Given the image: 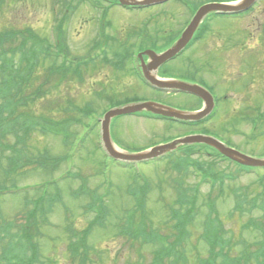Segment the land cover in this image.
<instances>
[{
    "label": "rangeland",
    "instance_id": "1",
    "mask_svg": "<svg viewBox=\"0 0 264 264\" xmlns=\"http://www.w3.org/2000/svg\"><path fill=\"white\" fill-rule=\"evenodd\" d=\"M190 1L184 2L185 7L169 2L161 7L143 9H126L119 4H113L103 27L100 21L102 9L94 8L89 0H77L73 3L75 9L68 11L64 23L66 35L63 37L64 32L61 31V44L67 45L70 55L87 57L100 53L93 45L97 41L103 42L104 35H108L114 41H108L104 50L107 58L114 59V51L130 46L135 38L134 32L144 26L143 30L148 34L143 45L160 52L174 45L183 33V27L194 7L207 0ZM52 4L53 0L0 2V32L14 27L20 31H30L24 33L25 36L31 32L36 33L41 44L47 40L54 45ZM110 4L104 2L106 7ZM159 12L161 14L150 24H141ZM226 17L209 15L204 20L207 25L210 23L211 27L206 37L162 65L156 72L161 79L197 84L204 79V85L218 98L214 119L200 127L188 128L168 119L157 120L136 114L119 116L112 119L110 131L120 150L129 148L135 153L139 149L145 150L171 143L176 137L201 133L203 128H207L212 131L210 135L222 139V142L231 147L257 158L264 157V120H258L257 126H253L250 121L257 110L264 111V36L260 35V26L264 21V3L249 15L248 20L235 21L237 18L230 20ZM249 29L256 31L257 36H252ZM136 42L137 40L134 41ZM11 45L18 46V40ZM15 53L20 56L19 51ZM98 58L97 64L86 72L83 80L70 76H51L48 67L52 59L36 66L33 74L35 77L30 81V85H33L37 78L38 82L47 83L41 97L32 101L29 105L31 107H27L30 111L28 114L59 122L69 120L73 122L70 128L81 135L85 128L78 124L76 118L79 115L74 111L75 105L83 106L89 103L99 113L106 109L108 104H122L126 100L153 101L190 113L201 107V100L193 94L165 93L153 89L140 77L136 78L132 74L129 64L119 70L112 64L102 63L101 55ZM21 111L27 113L22 109ZM51 120L48 121L52 122ZM83 121L86 123L89 120L84 118ZM99 128L97 125V132ZM96 131L89 134L80 148L75 149L71 160L65 163L61 161L60 156L65 154L68 146L64 145L62 138L41 133L35 128L25 137V143L20 145L24 161L19 165L18 172L7 174L9 163L6 157L1 160L0 186L12 187L14 183L17 186H28L18 194L2 196L1 207L7 220L17 221L19 226L26 223L28 228L31 227L32 235L27 243L36 253L34 264H76L70 256L68 243L78 238L71 236V233L77 230L76 234L82 238L83 232L88 228L86 242L82 243L80 258L77 261L81 264H162L161 258L156 257L157 245L145 240L141 222L142 227L148 231L157 229L164 234L171 233L172 227L177 223L172 213L178 212L181 215L183 208L190 207H183V203L188 199L190 192L196 189L193 187L203 183L195 167L197 161L206 166L205 170L210 168L221 174L233 172L234 178L228 174L223 175L221 180L228 182L225 193L215 189L211 199V184L204 183L198 192L197 208L193 207L192 213H202L203 218L207 211V198L209 202H216L221 213L224 236L232 239L231 234H234L235 243L234 248L230 250L231 254L238 255L246 247H254L255 236L243 225L246 226L250 215L256 218L258 216L248 210L246 214L240 215L235 213L233 208L237 194L264 193V184L258 186L257 183L259 175L264 176L263 168H245L240 171L236 162L209 157L207 152L213 151L212 148L196 153V148H201L196 144L191 145L195 154L189 157L192 161L189 170L184 159H176L179 154L182 155L181 151L168 156L166 161L151 160L139 162L136 166H121L108 160L102 151H98ZM98 136L100 137V131ZM175 164H178V171L174 168ZM70 170L72 175H66ZM186 171L189 173L186 174ZM49 181L56 182L47 188L49 195L55 193L57 188L62 194V201H57L51 207L46 205L45 216L39 212L38 220L33 224V220L27 219L24 212L25 209L33 208L34 203L25 208L24 200L37 198L44 190L39 187L45 186ZM84 185L89 191L97 192L100 197H107L104 221L101 219L95 222L96 213L88 209V205L93 201L90 193L84 192L87 195H81L79 199L73 198V192ZM142 188L148 193L145 200L143 201L144 192L134 199L133 195L136 191H142ZM233 188L239 189L233 193ZM128 190L131 193H128ZM178 197L180 199H177ZM136 203L140 205L136 206ZM145 206L147 212L142 214ZM131 211L136 220L131 218ZM201 226L202 221H199L192 228L191 237L185 240V247H181L189 256L188 264H198V255L205 257L210 250V246L201 238ZM161 237L157 236L154 240L158 241ZM1 245L3 242H0V250ZM8 263L4 258L0 260V264Z\"/></svg>",
    "mask_w": 264,
    "mask_h": 264
},
{
    "label": "trees",
    "instance_id": "2",
    "mask_svg": "<svg viewBox=\"0 0 264 264\" xmlns=\"http://www.w3.org/2000/svg\"><path fill=\"white\" fill-rule=\"evenodd\" d=\"M2 31L3 32H0V164L1 152L3 155H5V152L8 150L16 151L17 141L14 142L12 140L19 138V140H21L20 145L24 144L26 141L25 137L30 135L32 129L35 128L34 126H36L37 123L41 122L43 123V126L52 125L50 130L55 131H59L64 127V122L45 119L44 117H37L36 115H29L28 113L30 111L27 109V107H31L29 106L30 103H33L32 101H35L39 97H41L40 95L43 94L42 92L44 91L45 85L47 83H44L42 81L38 82L37 80L39 78H37L35 81H33V83H35L33 85H30V81L35 77L33 76L35 67L38 65L40 66L42 63H47L49 59L55 60V56H51L50 54V52H52L53 50L66 51L68 49L66 44H61V42H63L61 38L66 35L64 30V23L62 22L58 24V34L56 39L57 43H54V45L47 40L43 42V44H41L38 35L34 32H31L30 35L25 36L23 34L29 33L30 31H20L19 29H16L14 27H9ZM61 31H63L64 33ZM61 33H63V37ZM16 40H18V46L13 47V45L11 44L13 42L15 43ZM15 51H19L20 56H18V53H15ZM72 66L73 65H69L66 62L62 63L61 66H49L48 73L51 76H55L57 78L68 76L75 78L77 76L79 79H82L83 71L84 74L88 71L78 70ZM21 109L27 111V113L22 112ZM48 120H51L52 122ZM44 128L45 127H43V129ZM19 152V156H21V148L19 149ZM6 157L10 166L7 171L9 172L15 169V167L18 165V162L16 161L15 156L6 155ZM17 159L22 161L19 157H17ZM209 169L210 168L206 169L207 173H209ZM9 190L10 186H0V208L2 195ZM236 197L237 207L240 205V203L255 202V200L258 198H261L264 202V193H257V197L247 194H237ZM197 198V192H195L186 200L183 207L187 205H189L190 207L183 208L181 215L178 214V212L172 213L173 217L177 220V237L180 234L181 237L183 236V239L189 238L190 231L187 232V223L189 221L188 215L192 213L193 207L195 209L197 208ZM43 210H45V207L40 202L34 209L29 212V217H35L38 211ZM194 217L195 215H193L191 218ZM206 227L221 239L217 240L210 237V256L213 261H209V259H206L204 261V264H264L263 228L256 227L254 231H251L255 236V240L259 238L257 232L263 233L260 239L253 243V248L246 247V249L240 252L238 255H232L230 250L234 248V234H231L232 239L225 237L223 224H221L219 220L208 219ZM2 228L6 227H4L3 225ZM88 230L89 228L83 232L84 236L81 238L82 242L86 241V234ZM31 235V230H29L28 227L22 226L14 236L18 237V241L22 245V242H27ZM180 241L181 240H179L176 245H172L166 248V251L168 253L167 257L171 262L170 264H178L179 260L181 259L180 253L175 252V250H180ZM246 245L248 246L249 243H247ZM27 247L29 246L27 245ZM70 248L73 249L72 251H74L76 254L80 251L78 245H73ZM22 250L24 255L19 259L20 264H31L32 260L26 255V249ZM11 253L12 250L10 248L6 249L4 251V255L0 253V260H2L3 258L6 260L4 256L8 257V255H10ZM79 256L80 252L79 255L74 259L76 264H81V262H77L79 261ZM88 257L89 256H87V258ZM219 258L221 259V263L218 262Z\"/></svg>",
    "mask_w": 264,
    "mask_h": 264
},
{
    "label": "water",
    "instance_id": "3",
    "mask_svg": "<svg viewBox=\"0 0 264 264\" xmlns=\"http://www.w3.org/2000/svg\"><path fill=\"white\" fill-rule=\"evenodd\" d=\"M124 3H132V4H154V3H159L163 2L166 0H121ZM252 2V0H246L244 3L241 5H236V6H231V5H222L219 3H209L201 7V9L198 11L196 17L193 19L191 25L189 28L184 32L182 37L177 41V43L168 51L164 52L163 54L157 55L152 51H148L147 53L151 55V57L155 60L158 61L160 59L162 62L167 61L169 58H172L174 55L179 53L189 42L191 39L195 29L197 28L199 22L201 19L208 13L210 12H221V11H232V10H238L241 8H245L249 6V4ZM143 69L145 72L146 77L155 85H157L160 88L164 89H169V90H180V91H185V92H191L194 94H197L201 96L202 98L205 99L207 103V107L198 113H188V112H182V111H177L174 109H171L169 107H165L159 104H154V103H142V104H137V105H132L124 108H118L111 110L108 112L105 116L104 122H103V135H104V140L107 149L109 152L116 158L121 159V160H128V161H139V160H144L148 158H152L158 155H161L169 150H172L176 147H178L181 144H191V143H207L209 145L214 146L217 148L221 153L224 155L245 163L247 165H264V159H256L249 157L238 150L234 148H230L223 144L221 141L218 139H215L211 136H205V135H190L186 136L184 138L176 139L171 143L156 146L150 151L144 152V153H139V154H129V153H122L118 151L114 146L111 141L110 137V132H109V124L110 120L119 114H125L129 112H134V111H141V110H147L150 112L154 113H160L164 114L167 116H172L178 119H184V120H192V119H197L201 116H204L208 114L214 103H213V97L211 94L203 87L199 85H194L190 84L187 82H182V81H172L173 83H165L162 80L157 79L156 76L151 74V66H146L143 64ZM201 113V114H200Z\"/></svg>",
    "mask_w": 264,
    "mask_h": 264
},
{
    "label": "bare ground",
    "instance_id": "4",
    "mask_svg": "<svg viewBox=\"0 0 264 264\" xmlns=\"http://www.w3.org/2000/svg\"><path fill=\"white\" fill-rule=\"evenodd\" d=\"M170 60H172V58H169L168 60H167V62H169ZM155 62V65H156V69H155V71L154 72H152L153 73V75L154 76H157V77H159L158 76V74H156V71H159L160 70V67L162 66V65H164V62H162L160 59H158V61H154ZM162 81H164L165 83H173L172 81L173 80H171V79H164V80H162ZM197 97L201 100V107H200V109H205L206 107H207V103H206V101H205V99L204 98H202L201 96H199V95H197ZM201 114V113H200ZM214 118H212V117H209V116H207V114L206 115H204V116H201V117H199V118H197V119H192V121H194L198 126H200V125H202V124H207V123H210L212 120H213ZM204 130H205V132H204V135L205 136H211L209 133H210V129H207V128H204ZM212 132V131H211ZM204 147H209L210 145L209 144H207V143H201Z\"/></svg>",
    "mask_w": 264,
    "mask_h": 264
},
{
    "label": "flooded vegetation",
    "instance_id": "5",
    "mask_svg": "<svg viewBox=\"0 0 264 264\" xmlns=\"http://www.w3.org/2000/svg\"><path fill=\"white\" fill-rule=\"evenodd\" d=\"M230 20H235L234 17H231ZM235 21H240V19H236ZM250 30V34L254 37L257 36V33L256 31H253L252 29H249ZM222 35V34H221ZM242 74V73H241Z\"/></svg>",
    "mask_w": 264,
    "mask_h": 264
}]
</instances>
